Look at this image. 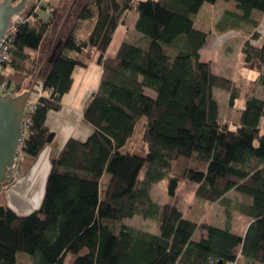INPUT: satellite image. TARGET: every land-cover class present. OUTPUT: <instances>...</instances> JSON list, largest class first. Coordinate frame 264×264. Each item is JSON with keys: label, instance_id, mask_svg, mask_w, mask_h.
<instances>
[{"label": "trees", "instance_id": "16d2710c", "mask_svg": "<svg viewBox=\"0 0 264 264\" xmlns=\"http://www.w3.org/2000/svg\"><path fill=\"white\" fill-rule=\"evenodd\" d=\"M216 1L88 0L73 16L77 0H62L63 9L49 7L46 18L30 2L9 35L2 75L17 94L35 81L42 85L19 149V178L54 142L46 118L60 110L74 69L95 62L102 73L83 110L92 133L85 141L68 139L50 159L39 208L18 215L0 205V264H23L18 253L32 256L33 264H65L68 255L75 257L72 264H229L237 251L239 258L264 264V100L247 96L233 127L219 121L214 90L227 92L234 108L239 86L201 61L207 34L194 28L202 6ZM223 1L237 5L240 15L227 12L226 20L249 36L243 62L258 72L253 85L264 88V35L252 19L253 12H264V0ZM134 5V29L145 44L122 43L106 58L114 31ZM83 29L89 32L78 37ZM141 122L146 151L126 152ZM182 180L196 186L201 201L221 202L230 192L248 200L238 209L251 220L244 235L197 224L174 205L152 201L153 185L166 181L174 198ZM136 216L157 223L158 233L122 223ZM198 230L204 235L194 241Z\"/></svg>", "mask_w": 264, "mask_h": 264}, {"label": "crops", "instance_id": "0c3cea01", "mask_svg": "<svg viewBox=\"0 0 264 264\" xmlns=\"http://www.w3.org/2000/svg\"><path fill=\"white\" fill-rule=\"evenodd\" d=\"M26 1V9L31 5L30 2H36V0ZM39 1L38 6L44 8L40 10V15L43 18L48 16L49 7L60 6L61 9L64 7L62 0H54L55 4L53 5L49 0ZM87 1L88 0H77L71 14L73 16L79 14L85 7ZM136 1L137 0H134V4ZM130 11L114 31L111 42L106 50V58L114 57L122 43L145 44V39L134 29L137 20L136 15L132 19V22H130V24L128 23L131 16ZM227 12L240 15L235 3L217 0L214 5L202 6L194 18V28L207 34L205 44L199 53L200 59L204 63H209L212 71L218 60L220 51L231 39L236 40L237 49L240 53L243 43L249 39V36L245 33L232 28L233 23L228 18L226 20ZM252 19L258 22L259 27L257 32L263 36L264 12H253ZM72 23V19H70L65 28V33L69 32V29L72 27L71 25H73ZM87 32L89 31L83 29L82 31H76V34L78 37H83ZM239 65L240 68L251 72V75L238 76L234 73L233 76L225 78L236 82L238 79L242 80L243 77L247 79L253 76L252 73H257L256 76L258 77V72L254 67L248 68L244 65L243 57ZM101 73V66L95 62H90L86 68L76 67L74 69L72 74V87L70 91L61 98L60 110L50 111L46 118L47 128L55 133L54 142L46 147L25 175L21 176L13 185L7 187L5 191H0L1 204L7 205L18 215H27L39 208L44 195L46 178L50 171V159L61 151L68 139L73 138L77 141H85L92 133V127L83 122V110L90 96L98 89ZM254 82L255 81L252 79L251 83ZM258 88L264 92V88ZM38 97L37 95L34 102ZM241 107L237 110L239 111ZM237 115L239 118V113ZM238 118L234 125L238 123ZM250 222L251 220L247 218V224L243 232L239 235H244ZM201 237L202 235H200V238ZM194 241L197 240L194 239Z\"/></svg>", "mask_w": 264, "mask_h": 264}, {"label": "rangeland", "instance_id": "374dc122", "mask_svg": "<svg viewBox=\"0 0 264 264\" xmlns=\"http://www.w3.org/2000/svg\"><path fill=\"white\" fill-rule=\"evenodd\" d=\"M49 1L52 5L55 4L54 0H49ZM139 1L140 0H137L136 3ZM39 2H40L39 0H36L37 5L39 4ZM40 10L42 9L38 8V11ZM130 13L131 16L128 20L129 24L130 22H132V19L134 18L135 15L137 19V14L135 12V5H134V9H132ZM259 42L260 40L256 42L254 41L252 42V44L255 45L258 44ZM241 59H242V54L237 49L236 40L231 39L220 51L218 60L216 61V64L213 68V72L219 74V76L222 77L233 76L234 73L237 74L238 76L240 75L244 76L247 74L251 75V72H248L243 68H240L239 63L241 62ZM252 74L253 76L247 79L243 77L242 80L241 79L236 80V83L239 86L240 99L237 101L236 106L234 108H231L228 104L229 96L227 92L217 89L214 90L213 92L214 97L216 98L220 106L219 121L221 123H226L231 127L234 126L238 118L237 109H239L242 106L247 96L255 95L264 100V92L262 90H259L258 87L254 86L253 83H251L252 79L254 81L257 80V76H256L257 73H252ZM25 84H26L25 87H27L28 81H26ZM36 96L37 95H32L31 99L33 102ZM261 124L262 125L264 124V119ZM143 126L144 124L143 122H141L136 128L134 136L128 142L125 148L126 152L142 154L146 151V145L143 142ZM19 174H20V169H19ZM19 176H13L12 174L9 173L8 179L11 182L9 186H11L13 182L18 181ZM142 177L143 175H140V178ZM107 180H108V176L106 175L104 177L103 184H105ZM6 188L7 187L0 188V191H5ZM195 190H196V186L194 184L182 180L178 184L175 197L171 198L167 193V182L161 181L152 186L150 196L152 201L159 205H164V204L174 205L182 212L184 218L192 220L197 224L206 223L222 229H229L236 234H241L243 232L247 224V218L243 216L238 211V209L241 204L247 203V200L244 197L234 192H230L226 195V198L223 201L216 203H208L197 199L195 197ZM122 223L133 229L140 230L143 232H148L151 234H157L159 231V227L157 223L143 219L139 216H136L131 220H124ZM200 235L203 236L204 234L203 232L198 230L195 234L194 239L198 240L200 238ZM236 255L238 257L237 261L235 263H229V264H255L247 261L244 258H239V251L236 252ZM16 258L19 263H23V264L34 263L33 257L27 254L18 253ZM74 259L75 257L73 255H68L65 264H72Z\"/></svg>", "mask_w": 264, "mask_h": 264}, {"label": "water", "instance_id": "95a60500", "mask_svg": "<svg viewBox=\"0 0 264 264\" xmlns=\"http://www.w3.org/2000/svg\"><path fill=\"white\" fill-rule=\"evenodd\" d=\"M26 0L13 4L11 0H0V44L14 18H19L26 9ZM60 42L51 58L56 54ZM42 85L35 81L32 87L17 96L0 94V185L7 181L8 173L15 165V158L23 137V120L32 95H40ZM218 264H224L222 260Z\"/></svg>", "mask_w": 264, "mask_h": 264}, {"label": "built area", "instance_id": "2783aa9c", "mask_svg": "<svg viewBox=\"0 0 264 264\" xmlns=\"http://www.w3.org/2000/svg\"><path fill=\"white\" fill-rule=\"evenodd\" d=\"M22 22V18L19 17V18H14V20L12 21V24L9 28V30L7 31V33L5 34L3 40L1 41V44H0V94L1 95H10V96H17L19 94H17V91L15 90V88L13 86H10V85H7V83L5 81H3L2 79V75H3V64H5V62L7 61L8 59V55H7V51H8V47H9V41H8V38H9V35L15 25L16 22ZM34 109V102L33 101H30L27 108H26V112H25V117H24V120H23V126H22V129H23V137H22V140H21V145L23 143V140L26 136V133H27V126H28V123H29V120H28V115L29 113ZM20 145V147H21ZM20 149V148H19ZM21 153L19 152L18 150V153L16 155V158H15V165L14 167L12 168V170L9 172L10 174H12L13 176H19V160H20V157H21ZM8 173V175H9Z\"/></svg>", "mask_w": 264, "mask_h": 264}]
</instances>
